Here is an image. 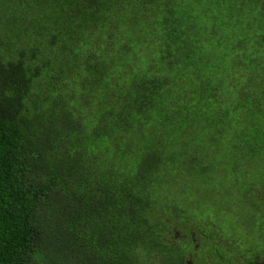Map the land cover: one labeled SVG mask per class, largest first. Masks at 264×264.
Instances as JSON below:
<instances>
[{
    "label": "trees",
    "instance_id": "1",
    "mask_svg": "<svg viewBox=\"0 0 264 264\" xmlns=\"http://www.w3.org/2000/svg\"><path fill=\"white\" fill-rule=\"evenodd\" d=\"M260 260L264 0H0V264Z\"/></svg>",
    "mask_w": 264,
    "mask_h": 264
},
{
    "label": "rangeland",
    "instance_id": "2",
    "mask_svg": "<svg viewBox=\"0 0 264 264\" xmlns=\"http://www.w3.org/2000/svg\"><path fill=\"white\" fill-rule=\"evenodd\" d=\"M215 197H217V199H222V198L219 197V196H215ZM220 208H221V205L218 204V203H215V206H213V205H208V206L206 207V212H207V215L209 216V219H210V220H213L212 214H213L215 211H220ZM225 233L227 234V231H225ZM227 235H228V234H227ZM263 261H264V260H260V261H258L257 264H262Z\"/></svg>",
    "mask_w": 264,
    "mask_h": 264
}]
</instances>
